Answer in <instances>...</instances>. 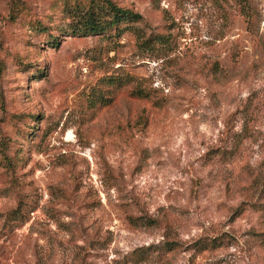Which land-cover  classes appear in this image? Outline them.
Returning a JSON list of instances; mask_svg holds the SVG:
<instances>
[{
  "label": "rangeland",
  "instance_id": "rangeland-1",
  "mask_svg": "<svg viewBox=\"0 0 264 264\" xmlns=\"http://www.w3.org/2000/svg\"><path fill=\"white\" fill-rule=\"evenodd\" d=\"M77 1L0 0V264H264V0Z\"/></svg>",
  "mask_w": 264,
  "mask_h": 264
},
{
  "label": "trees",
  "instance_id": "trees-1",
  "mask_svg": "<svg viewBox=\"0 0 264 264\" xmlns=\"http://www.w3.org/2000/svg\"><path fill=\"white\" fill-rule=\"evenodd\" d=\"M71 20L67 23L69 34H100L110 29H119L120 23L140 18L137 11L116 4L113 0H86L69 7ZM118 26V27H117Z\"/></svg>",
  "mask_w": 264,
  "mask_h": 264
}]
</instances>
